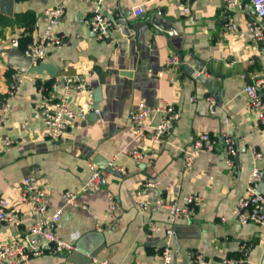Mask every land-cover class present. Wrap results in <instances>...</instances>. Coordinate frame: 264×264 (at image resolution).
Returning a JSON list of instances; mask_svg holds the SVG:
<instances>
[{
	"label": "crops",
	"instance_id": "crops-1",
	"mask_svg": "<svg viewBox=\"0 0 264 264\" xmlns=\"http://www.w3.org/2000/svg\"><path fill=\"white\" fill-rule=\"evenodd\" d=\"M60 2L0 0V116L1 106L8 104L0 133L12 141L0 150V197L15 200L22 178L34 173L48 189L49 210L62 211L57 233L64 238L76 235L77 250L87 253L99 247L94 258H108L113 264H160L163 236L150 234L146 227L149 220L167 223V211H141L132 197L143 180L154 177L159 187L152 195L168 194L177 186L181 193L202 197L191 219L175 223L171 264H193L195 251L207 264H224V259L257 264L264 229L241 223L235 215L255 164L263 175L257 186L264 191V126L249 110L244 91L256 76L264 77V53L253 41L247 7L239 4L228 10L223 0H66L65 13L53 30L62 43L34 64L20 51L42 31L45 9ZM137 6L143 11L136 16ZM96 11L107 13L111 22L104 38L96 37L85 23ZM229 17L234 27L226 31ZM13 35L18 36V47H6ZM172 53L181 65L166 71L165 60ZM79 73L93 93L98 92V112L74 120L62 139H49L34 107L41 96L38 88L56 82L52 91L59 97L64 93L63 77ZM207 95L216 99L214 112ZM160 99L174 104L180 117L161 145L152 147L146 140L138 145L129 111L139 102L156 105ZM75 101L74 96L69 100L73 107ZM158 119L156 114L151 122ZM200 132L217 141L212 150L195 156L186 170L184 153ZM224 132L233 135L238 148L234 174L223 159L219 135ZM251 147L261 153L259 159L253 158ZM135 148L143 153L139 163L131 156ZM97 156L107 161L106 168L97 166ZM89 161L101 169L103 179L99 189L83 191ZM115 166L124 167L125 174ZM66 190H76L78 203L86 208L67 204ZM108 192L123 207L110 227ZM22 218L27 221L29 216ZM97 223L103 225L100 231ZM10 233L9 224L0 226V240ZM243 241L250 246L244 257ZM70 254L45 253L20 264H81L67 262Z\"/></svg>",
	"mask_w": 264,
	"mask_h": 264
},
{
	"label": "built area",
	"instance_id": "built-area-1",
	"mask_svg": "<svg viewBox=\"0 0 264 264\" xmlns=\"http://www.w3.org/2000/svg\"><path fill=\"white\" fill-rule=\"evenodd\" d=\"M65 2L66 0H61L57 5L45 9L42 31L21 51L32 63L37 64L46 55L49 48H58L61 45V36L53 30L65 13ZM223 2L228 10H233L239 4H244L247 7L251 18L249 28L253 41L258 46V52L264 53V0H223ZM142 11V6H137L133 12L137 16ZM185 11H188L187 7H185ZM85 23L96 37L104 38L109 35L111 22L107 13L96 11L86 19ZM233 27V19L229 17L224 24V29L230 31ZM18 45V36L13 35L8 39L6 47L17 48ZM165 62L166 71H176L181 65V60L176 53L168 55ZM197 73L201 75V69ZM20 80V77L16 78L15 84L12 86L13 89H16ZM62 82L64 93L59 97H56L52 91V88L55 90L56 82L49 85L41 83L38 88L41 96L34 103L37 114L42 118L45 135L52 140L62 139L67 127L74 120L83 119L89 113L98 112V108L94 107L93 91L84 74L67 75L63 77ZM244 91L248 97L249 110L254 114L258 123L264 126V77L256 76L252 82L245 85ZM73 96L76 99V107H73L69 102ZM205 100L210 111L214 112L217 105L216 99L212 95H207ZM7 113L8 104L5 103L1 106L0 122ZM156 114L159 115V119L152 123ZM179 117L180 110L174 104L163 99H160L156 105L139 102L129 111L131 130L138 140V145L143 144L146 140L152 147H157L164 142L166 134L173 128ZM219 136L224 145V162L230 173L234 174L237 172L234 162L238 150L236 141L233 135L228 132L221 133ZM216 141V137L206 132L198 133L189 145V149L184 153V168L190 170L195 156L201 151L212 150ZM11 143L9 137L0 133V150ZM250 149L255 160L261 157L260 152L252 147ZM131 156L136 163H139L143 158V153L135 148L131 151ZM109 163L112 165V161ZM89 165L91 170L81 187L83 191L97 190L101 186V169L94 162L89 161ZM115 168L123 174L126 172L122 166H115ZM261 175V169L255 164L249 175L245 192L237 201L235 215L241 223H255L264 229V191L257 190V182ZM158 187L159 180L148 177L135 188L132 197L141 211H167V223L161 224L149 220L146 229L150 234L163 236L162 247L159 251L160 264H171L175 223L178 219H191L195 215L202 197L197 194L181 193L177 186L168 194L156 193L152 195L151 191ZM47 194L48 189L43 181L34 173H30L22 178L15 200L5 196L0 197V226L3 224L11 226L10 235L0 240V264H20L45 253H71L77 249L76 235L64 238L57 233L62 211L61 209L49 210ZM77 196L76 190H66L64 200L67 204L86 208V205L78 203ZM107 197L106 214L109 221L106 222V226L110 227L122 213L123 207L112 193L108 192ZM24 214L29 216L27 221L22 218ZM222 219L224 218L222 217ZM102 227L101 223L96 224L98 231ZM249 249L250 246L247 242L240 243V252L243 257L248 254ZM191 257L193 264H207L204 255L199 251L191 252ZM95 262L97 264H113L108 258L97 260L93 257L91 264H95ZM223 263L239 264V261L224 259ZM257 264H264V232L262 252Z\"/></svg>",
	"mask_w": 264,
	"mask_h": 264
},
{
	"label": "water",
	"instance_id": "water-1",
	"mask_svg": "<svg viewBox=\"0 0 264 264\" xmlns=\"http://www.w3.org/2000/svg\"><path fill=\"white\" fill-rule=\"evenodd\" d=\"M21 54H22V52H21ZM22 56H24V55L22 54ZM96 93L98 96V92H95V94L93 93V95H95V97L97 98ZM96 104L97 103H96L95 98H94V107H97ZM94 162L100 168H106V166H107V161H105L104 159H102L101 157H98V156L94 159ZM102 179H103V174H101V181H102ZM257 190L261 191L259 186H257ZM98 250H99V247H96L95 249H93L90 252L83 253V252L76 249V250L71 252V254L68 256V258H66V260H67V262H69V261H80L81 264H90L92 262V258L97 254Z\"/></svg>",
	"mask_w": 264,
	"mask_h": 264
}]
</instances>
